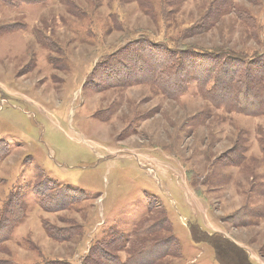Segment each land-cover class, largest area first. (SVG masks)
<instances>
[{
  "label": "rangeland",
  "instance_id": "1",
  "mask_svg": "<svg viewBox=\"0 0 264 264\" xmlns=\"http://www.w3.org/2000/svg\"><path fill=\"white\" fill-rule=\"evenodd\" d=\"M214 1L0 0V207L15 197L25 210L0 259L81 264L99 243L126 260L105 243L126 247L136 225L165 216L181 244L168 264H216L195 224L264 264V218H237L264 214V63L236 78L229 67L224 92L215 58L200 54L263 61L264 0H227L210 31L191 35ZM153 44L193 47L188 71H161Z\"/></svg>",
  "mask_w": 264,
  "mask_h": 264
},
{
  "label": "trees",
  "instance_id": "2",
  "mask_svg": "<svg viewBox=\"0 0 264 264\" xmlns=\"http://www.w3.org/2000/svg\"><path fill=\"white\" fill-rule=\"evenodd\" d=\"M6 4L18 6L23 3L27 4H35V3H43L46 0H2ZM220 1V2H219ZM227 0H216L212 6L207 8V13L198 19L196 23L193 25L189 31H192L191 35L202 34L211 30L215 23L218 22L216 18H220L225 13V8L228 6L226 3ZM217 2V4H216ZM218 16V17H217ZM186 35H188L186 31ZM190 36V35H189ZM153 47L157 48L158 55L163 56L164 63H166L163 67L160 68L161 71L168 72L172 76L183 75L187 68L188 64L191 61L192 54L194 53L193 47H183V48H175L171 46H167L166 44H153ZM211 47L210 49L203 50L200 54L202 55L201 60L213 59L215 64H213L214 68H219L223 74H218L216 72L215 78L219 81V86L223 87L225 92L226 84H229V81H225L223 78L229 71V67L235 65V72L233 75L249 73L253 75V71L257 70V67L264 63V60L259 64L257 61H249L246 60L245 57L240 54L239 51L235 49H229V47ZM109 55H115V53H111ZM222 58H220V57ZM220 58V59H217ZM201 64L203 63L200 62ZM250 64V65H248ZM166 66V67H165ZM255 66V67H254ZM98 67V72L100 70V66ZM102 69V68H101ZM264 69V68H263ZM225 73V74H224ZM230 74V73H229ZM223 78V79H222ZM210 81H207V84ZM235 89V87L233 88ZM221 90V92L223 91ZM217 93L216 97L221 99V101L225 102V98L223 93ZM234 97V96H233ZM237 105V103H235ZM234 106V105H233ZM235 107V106H234ZM243 108L246 110H250L252 107L247 105H243ZM260 108V106H259ZM263 109V107H262ZM264 142V141H263ZM239 149L234 150L235 158L237 160H241V155H237V151ZM264 151V144H263ZM24 207L19 199L13 197L10 200H6L3 206L0 207V246L3 245L4 242L9 241L15 232L16 225L22 220L24 217ZM240 216H244L247 220V224H252L255 218L260 219L264 218L263 213H259L256 210H252L248 207L241 210L240 215H237V218ZM168 217L163 216L162 220H160L157 224L142 221L139 225L135 226V230L133 235L130 238L129 244L125 247V244L122 245L120 240L114 239L113 241H107L105 246H113L117 251L122 250L123 248H127V253L130 254L126 260H121L119 255L118 257L109 253L110 251L107 249L106 252L103 253L99 249L98 245H93L90 249V253L88 255H84L81 264H149L146 263L145 257L149 254H153V258L150 264H168L165 261L170 255H174L175 252L179 251L181 248V244L178 239L173 234V229H171V221H169ZM44 227L48 235L57 240H65L67 239L66 235L63 234V231L54 229L55 226L52 225L51 222H44ZM173 228V226H172ZM191 235L196 243H208L211 245L215 251V262L216 264H255L250 257L248 250L238 245L237 243L229 240L227 237L222 235L221 233H209L207 230L203 229L199 225H190ZM124 237V235L122 234ZM128 241V240H127ZM126 241V242H127ZM120 243V246H116ZM0 264H14L13 260H2L0 259ZM36 264H71L67 260H51L43 263Z\"/></svg>",
  "mask_w": 264,
  "mask_h": 264
}]
</instances>
